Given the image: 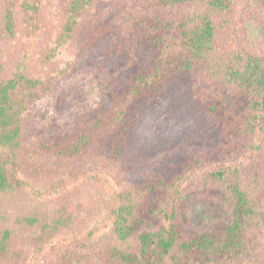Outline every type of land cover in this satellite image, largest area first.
Wrapping results in <instances>:
<instances>
[{"label":"trees","instance_id":"trees-1","mask_svg":"<svg viewBox=\"0 0 264 264\" xmlns=\"http://www.w3.org/2000/svg\"><path fill=\"white\" fill-rule=\"evenodd\" d=\"M24 1L35 34L42 0ZM135 1L171 17H148L144 8L127 17L118 8L99 14L97 0H68L54 51L95 25L78 55L94 74L83 85L90 101L70 111L61 101L65 90L56 87L76 62L45 79L21 71L6 77L0 63V196L25 190L27 177L85 176L114 185L108 236L70 238L60 264H264V0ZM185 8L192 15L182 14ZM239 17L249 22L246 47L237 41ZM1 24L16 36L13 0H4ZM177 76L192 80L215 117L221 148L204 157L181 151L151 170H132L126 139L138 112ZM75 83L68 94L82 98ZM200 196L223 205H201L210 223L192 230ZM53 222L41 227L36 254L44 229L63 226ZM0 264H34L7 227L0 228Z\"/></svg>","mask_w":264,"mask_h":264},{"label":"rangeland","instance_id":"rangeland-1","mask_svg":"<svg viewBox=\"0 0 264 264\" xmlns=\"http://www.w3.org/2000/svg\"><path fill=\"white\" fill-rule=\"evenodd\" d=\"M18 23L15 37L9 36L0 25V63L5 69L6 77L19 71L45 79L55 76L60 70H66L71 62H76L73 71L58 81L63 88L61 101L69 110L71 106L90 101L86 96V85L89 83L91 69H85L80 53L81 43H85L95 25L85 23L79 33L80 40L67 48L54 51L55 35L59 22L66 9L68 0H42L40 4V30L31 33L30 15L24 0H13ZM96 12L106 13L107 10L118 8L125 17L131 12L144 8L135 0H97ZM4 0H0V8ZM148 17L165 16L167 12L144 8ZM241 4L237 1V14ZM192 15L194 10L185 8L182 12ZM191 12V13H190ZM181 17H185L181 15ZM248 21L239 17L237 24V41L244 47L248 46ZM89 30V31H88ZM75 82L81 85L84 96H71L68 92L75 90ZM65 85V86H64ZM195 87L189 77L177 76L156 99H147L141 106L135 127L126 139L125 164L132 170H151L158 161L181 151H190L199 156H208L221 148L220 140L215 131V117L208 111L194 92ZM55 92V91H53ZM56 92V94H57ZM77 97V98H76ZM77 101V102H76ZM203 155V156H202ZM203 173H206L203 172ZM28 187L18 193L0 196V228L11 230L17 248L26 253L34 264H60L59 255L65 249L63 243L72 237L85 238L90 233L99 237L108 236V223L114 205V185L101 179H90L85 176L70 178L68 176H52L48 178H26ZM199 183V178L191 182ZM198 220H192V230H201L210 223V219L202 206L219 210L223 203L218 198L200 196L196 202ZM219 205V206H218ZM40 225L31 228V221ZM59 220L62 227L59 232L49 226L44 229V249L37 254L36 239L41 236V227ZM27 222V224H26ZM52 232V233H50ZM64 245V246H63ZM33 254V256H32Z\"/></svg>","mask_w":264,"mask_h":264}]
</instances>
